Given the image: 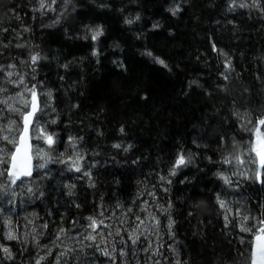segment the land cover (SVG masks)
Listing matches in <instances>:
<instances>
[{"label": "trees", "instance_id": "1", "mask_svg": "<svg viewBox=\"0 0 264 264\" xmlns=\"http://www.w3.org/2000/svg\"><path fill=\"white\" fill-rule=\"evenodd\" d=\"M177 7L173 15L169 9ZM37 8L38 0H0V64H15L10 70L25 75L29 86L51 92L50 99L41 96L50 107L40 123L56 143L49 150L33 141L52 161L29 178L32 193L21 211L27 220L20 231L13 227L16 240L5 238L0 213V244L12 254L8 259L0 251V264H35L49 249L41 264H55L65 250L61 264H112L105 250L115 264H247L241 238L250 236L234 214L239 208L264 218V183L251 172L232 176L219 161L231 148L229 137L247 138L234 112L264 117V0L259 7L253 0L235 6L231 0H71L66 6L57 0L55 12ZM97 26L103 35L93 41ZM33 54L40 57L35 65ZM221 136L228 141L223 147ZM181 151L191 163L169 176ZM77 152L81 172L58 162ZM220 171L232 185L217 177ZM218 195L233 209L227 226ZM5 201L0 193V209ZM148 213L159 219L157 227ZM90 216L98 222L95 232ZM137 216L145 223L132 244L128 233ZM60 228L67 234L53 244Z\"/></svg>", "mask_w": 264, "mask_h": 264}, {"label": "snow or ice", "instance_id": "2", "mask_svg": "<svg viewBox=\"0 0 264 264\" xmlns=\"http://www.w3.org/2000/svg\"><path fill=\"white\" fill-rule=\"evenodd\" d=\"M38 3L39 8L34 9V11H40L42 13L56 11L55 5L57 4V0H50V2L49 0H38ZM60 3L63 6H66L71 3V0H60ZM231 4L232 6H235L236 0H231ZM259 4L260 0H253L254 6L259 7ZM248 6L249 5L246 3H241L239 5V7L242 8ZM66 10V7H62L61 15ZM179 10L178 7L169 9L173 15ZM137 19H139L138 16ZM54 22H58V19ZM125 22L128 24L133 23L130 19ZM102 35L103 29L100 26H97L96 29L91 31V39L93 41H96ZM17 46L23 47V45ZM93 55H97V53L93 51ZM147 55L152 56V53L149 52ZM39 59V54L31 55V65H35ZM153 60L155 63L167 67L164 60L157 57H153ZM21 63L25 62L22 61ZM16 67L15 64H9L7 67L0 64V193L5 195L10 194L13 197L17 195L14 189L23 187L25 184V178L31 177L34 169L39 170L45 168L51 160L49 153L45 151L44 147L40 144H34L33 141H43V144L47 145L49 149H52L53 145L56 143L55 133L49 134L46 131V127L42 126L40 123L44 109L50 107L48 99L51 98V92H39L36 84L29 86L26 82L25 75L21 74L19 71L10 70L16 69ZM228 67L229 65L226 64V68ZM34 71L35 69L33 68V72ZM13 77H15V79H13ZM225 79H227L226 76ZM41 96H45L48 99L41 100ZM233 115L239 122L240 130L247 134V138L237 140L234 136L229 137L228 140L231 141V148L222 156L219 163L228 166L232 176H247L248 172H251L254 179L264 183V179H262V177H264V130H262L264 129V117H259L253 120L246 118L247 114L242 115L239 112H234ZM51 123H56V121L52 120ZM69 143L72 148L76 147L74 138H69ZM227 143L228 141L221 136V146L223 147ZM116 147H119V145H116ZM82 159L83 158L77 152L75 158L69 156L67 160H61L58 162H70L71 167L76 172H81L80 161ZM34 160L43 161V163L34 164ZM189 163H191V157L186 156L182 151L178 152L174 160L171 162L168 175H177L178 170L187 166ZM84 175H89V173L84 172ZM216 175L225 185H232L233 181L231 180L230 175L225 174L223 171L217 172ZM160 180L171 183V181L166 180V177L164 176H161ZM27 191L31 193L32 188H28ZM216 199L220 209L224 211V220L227 226L228 223L231 222L229 217L230 215H233V209L219 195ZM145 205H147V201H145ZM0 211H3V209H0ZM141 211H147V207L142 208ZM163 211H167V209H163ZM148 215L153 221H155L152 227H157L159 225V219L152 213H148ZM234 215L239 218L240 231L250 236L248 240H244L243 237L241 238V242L246 245L249 253L246 257L247 264H264V218H256L248 214H242L239 208L236 209ZM87 219L90 221L88 227L95 232L98 227L97 220L91 216ZM136 219L139 223L128 233V238L131 240L132 244H136L140 239L137 232L139 231L140 226L145 223V221L139 216H137ZM250 221L251 223H249ZM4 223L5 226H8L11 224V221L8 220ZM99 223L102 224L103 221H100ZM172 224L173 221L169 218L167 227L170 229ZM43 227L46 228L47 225H44ZM145 231H147V228H145ZM66 234V230L60 228L56 233L53 244H55L56 241L61 240L62 235ZM117 234L119 235V232ZM5 238L11 241L16 240L17 236L9 228ZM84 238L90 241H95L96 239V237L91 234H88ZM57 247H59V245H57ZM148 247H151V244H149ZM145 250L147 251V249ZM0 251L6 254L8 259H12L9 247L0 244ZM67 251L68 250L57 253L55 264H61V257H64ZM115 252L116 249L113 248V253ZM103 254L112 260V264H115V255L106 250ZM51 255L52 250L49 249L46 256ZM125 255V251L120 249L119 256L123 257ZM46 256H40L35 261V264H41V261L45 260Z\"/></svg>", "mask_w": 264, "mask_h": 264}, {"label": "rangeland", "instance_id": "3", "mask_svg": "<svg viewBox=\"0 0 264 264\" xmlns=\"http://www.w3.org/2000/svg\"><path fill=\"white\" fill-rule=\"evenodd\" d=\"M37 142H39V141H37ZM37 144H40V143H37ZM40 145L43 146L45 151H46L45 146L43 144H40ZM36 163H43V161H36ZM18 184H19V182H18ZM31 184H32V181L29 178H25V184L23 185V187H19L17 189H14V191L17 193V195L15 197H13L10 194L9 195L4 194L5 199H6V201L4 202L5 206L3 208V211H1L0 213H1L2 217H4L5 221H8V220L11 221V224L6 226V230L9 231L8 228H10L12 230L14 227V229L16 231H20V229L18 227L20 225H22L21 222L23 223L27 220L26 214L24 213V216L21 215V211L25 208V205L28 206V200L29 199H27V196L31 195L32 192L29 193L27 191V189L31 188ZM26 193H28L27 196H26ZM13 221H14V226L12 225ZM21 233H19L20 236H22ZM91 262H93V260H91Z\"/></svg>", "mask_w": 264, "mask_h": 264}, {"label": "bare ground", "instance_id": "4", "mask_svg": "<svg viewBox=\"0 0 264 264\" xmlns=\"http://www.w3.org/2000/svg\"><path fill=\"white\" fill-rule=\"evenodd\" d=\"M36 144H37V143H36ZM49 150H51V149H49ZM55 150H56V148H55ZM58 150H59V149H58ZM53 151H54V149L52 150V152H53ZM49 153H50V152H49ZM55 153H56V151H55ZM51 154H53V153H51ZM62 154H63V153H62ZM53 155H54V154H53ZM49 156H50V155H49ZM51 157H52V156H51ZM59 157H60V156H59ZM53 158H54V157H53ZM53 158H52V159H53ZM64 159H65V158H64ZM60 160H61V159H60ZM62 160H63V159H62ZM51 161H52V160H51ZM54 162H55V161H54ZM69 163H70V162H69ZM55 164H56V163H55ZM68 170H69V169H68ZM69 171H70V170H69ZM29 178H30V177H29ZM5 204H6V203H5ZM4 206H5V205H4ZM13 219H14V218H13ZM17 220H18V219H17ZM88 228H89V227H88ZM8 229H9V228H8ZM82 235H83V234H82ZM79 237H80V236H79ZM79 239H80V238H79ZM82 241H83V240H82ZM84 243H85V242H84ZM92 243H93V242H92ZM98 244H99V243H98ZM87 245H88V244H87ZM87 245H86V246H87ZM92 245H93V244H92ZM94 245H95V244H94ZM87 247H88V246H87ZM89 248H90V247H89ZM92 249H93V248H92ZM95 250H96V249H95ZM95 250H94V251H95ZM138 250H139V249H138ZM94 251H93V252H94ZM96 251H97V250H96ZM93 254H94V253H93ZM95 254H96V253H95ZM102 256H103V255H102ZM104 256H105V255H104ZM98 257H99V256H98ZM98 257H97V258H98ZM99 258H100V257H99ZM100 259H101V258H100ZM99 261H100V260H99ZM102 262H103V261H102ZM102 262H101V263H102ZM108 262H109V261H108ZM121 262H122V261H121ZM103 264H104V263H103ZM109 264H110V263H109Z\"/></svg>", "mask_w": 264, "mask_h": 264}, {"label": "water", "instance_id": "5", "mask_svg": "<svg viewBox=\"0 0 264 264\" xmlns=\"http://www.w3.org/2000/svg\"><path fill=\"white\" fill-rule=\"evenodd\" d=\"M34 163V162H33Z\"/></svg>", "mask_w": 264, "mask_h": 264}]
</instances>
